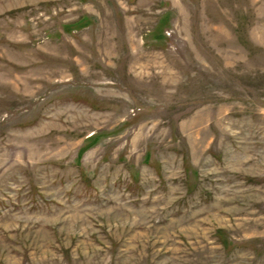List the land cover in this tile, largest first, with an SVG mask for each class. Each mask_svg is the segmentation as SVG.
Masks as SVG:
<instances>
[{"label":"rangeland","instance_id":"374dc122","mask_svg":"<svg viewBox=\"0 0 264 264\" xmlns=\"http://www.w3.org/2000/svg\"><path fill=\"white\" fill-rule=\"evenodd\" d=\"M0 264H264V0H0Z\"/></svg>","mask_w":264,"mask_h":264}]
</instances>
